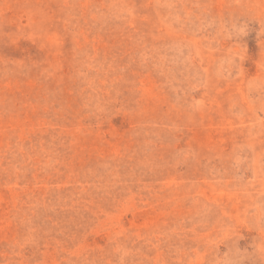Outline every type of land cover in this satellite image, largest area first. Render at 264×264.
Listing matches in <instances>:
<instances>
[{
  "label": "rangeland",
  "instance_id": "obj_1",
  "mask_svg": "<svg viewBox=\"0 0 264 264\" xmlns=\"http://www.w3.org/2000/svg\"><path fill=\"white\" fill-rule=\"evenodd\" d=\"M0 264H264V0H0Z\"/></svg>",
  "mask_w": 264,
  "mask_h": 264
}]
</instances>
